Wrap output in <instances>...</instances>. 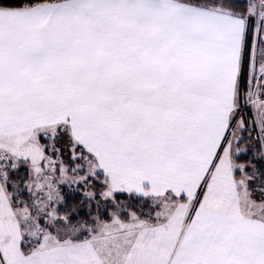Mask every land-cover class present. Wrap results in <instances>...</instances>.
I'll list each match as a JSON object with an SVG mask.
<instances>
[{"label": "snow or ice", "instance_id": "snow-or-ice-1", "mask_svg": "<svg viewBox=\"0 0 264 264\" xmlns=\"http://www.w3.org/2000/svg\"><path fill=\"white\" fill-rule=\"evenodd\" d=\"M0 264H264V0H0Z\"/></svg>", "mask_w": 264, "mask_h": 264}]
</instances>
